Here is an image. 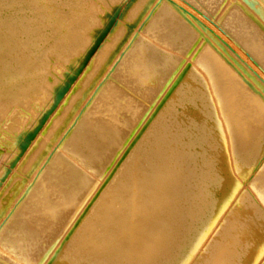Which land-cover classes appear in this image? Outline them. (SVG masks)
Returning a JSON list of instances; mask_svg holds the SVG:
<instances>
[{
    "label": "bare ground",
    "instance_id": "1",
    "mask_svg": "<svg viewBox=\"0 0 264 264\" xmlns=\"http://www.w3.org/2000/svg\"><path fill=\"white\" fill-rule=\"evenodd\" d=\"M262 1L0 0V184L12 167L0 192V264H99L102 258L106 264H170L169 255L178 249H196L187 233L207 227L214 214L200 205L194 192L190 226H181L179 210L170 216L160 203L148 213L157 223L152 242L136 232L142 228L143 207L167 182L165 159L140 166V155L146 158L148 152H133L138 142L134 136L138 130L146 133L154 111H163L169 99L177 111L180 102L194 98L203 115L212 99L219 105L200 122L207 133L199 152L211 143L226 150L234 142L226 120L222 138L210 134L211 118L223 117L227 89L236 103L245 105L250 98L242 86L252 81L264 85ZM115 9L119 24L88 60L84 54L99 44ZM84 62L87 67L34 146L14 163L26 134L59 100L58 92ZM191 68L194 75L188 73ZM242 68L247 70L245 80L231 79L225 72ZM183 75L192 89L187 100L176 88ZM185 108L191 111V106ZM186 144H191L189 139ZM230 166L228 176L217 173L219 182L199 197L216 201L220 211L231 198L230 189L237 184L250 189L252 178L256 185L248 192L253 198L246 194L241 199L227 220L234 224L251 219L252 199L264 209V176L251 175L247 161ZM121 173L130 178L128 186L113 190ZM197 209L202 211L199 216ZM221 247L214 250L216 260L240 264L236 251H228L224 243ZM245 255L248 263L242 264H256L255 252Z\"/></svg>",
    "mask_w": 264,
    "mask_h": 264
},
{
    "label": "rangeland",
    "instance_id": "2",
    "mask_svg": "<svg viewBox=\"0 0 264 264\" xmlns=\"http://www.w3.org/2000/svg\"><path fill=\"white\" fill-rule=\"evenodd\" d=\"M261 2L263 1L261 0ZM118 17V10L115 9L114 12L111 13L110 19L107 21V28L103 31L99 39V44L84 54V56H88V60L96 55L102 42L106 40L109 33L119 24ZM123 26L127 25L124 23ZM128 28L131 29V31L136 30L133 26ZM86 67L87 62H84L83 66L76 71L75 75H73V77L61 88V91L58 92L60 93L58 95L59 100H56L52 107L43 114L40 123L36 125L32 131L26 134L24 141L20 144L19 153L14 163L18 161L20 162L24 158V155L28 153L29 149L34 146L37 137L43 132L45 123L54 114L59 103L69 94L71 87L77 83ZM189 72L194 75L195 71L191 68L188 73ZM225 72L231 79L237 81L248 78L247 70L245 68L232 69ZM187 80V76L183 75L176 86L179 90V94L185 98L192 93V89H187ZM241 90L250 98V102L245 103V105L236 103L238 102L237 98L232 95L233 92H231L230 89H227L225 97L228 100L224 99L225 102L222 103V110L224 111L223 117L216 116L213 119L211 118L213 125L210 134L212 136L218 135L222 138L223 130H225L223 121L226 120L227 122V132L233 137L234 142H232L226 150H223L221 147H214L216 144L211 143L207 150L203 153L199 152L200 139L207 133L205 126L201 125L200 122L207 120L208 116H210V114L214 112L216 106L219 105V102H214L212 99H209L207 102V105H210V107L207 111L208 113L206 112L205 115H203L204 108L199 107L194 98L187 102H180L177 111H172V103L170 104L171 100L169 99L164 106V109L167 108L165 111L164 109L159 113L154 111L155 118L150 121L151 127L147 128L146 133L142 134V132L140 133L138 130L134 136V140L138 137V142L136 147L133 148V152H138L140 149H144L148 152L146 158L143 157L140 159L141 155L139 157V164L141 167H146L151 164L156 165L159 163L158 160L160 158L166 160L164 161L165 163L163 164L164 168L162 171L165 172L163 181L165 179L167 186H165V189L156 193L154 198H151L152 201L147 204L145 209L143 207L142 212L144 213V217L142 218V228H138L139 231L135 230L141 238L143 237L146 242H152V239L155 236L154 227L156 228L157 223L154 218H149L148 213L157 210L161 204L165 206L164 210H166V214L170 216H173V213H171L172 210H179L180 215L178 214V218H181V214L183 216V219H180L181 226L185 228L190 226L191 219L188 220V211L192 204L191 192L197 193V197L200 199V205H207L208 210L214 214L212 223L207 225V227L206 225L202 226L199 230L198 226L197 229L195 228V233L194 231L187 233L186 236L190 237H187V239H193L191 241L189 240L190 245L196 246V249H194L193 246L192 248L189 244H185L186 247L188 245L187 248H191L183 249L181 247L183 250L181 249L179 251L178 249L174 254L169 255V258L172 260L170 264H222V261L216 260L214 250L221 247L223 243L225 244V247H229L228 251L233 250L239 254L240 264H242V262L248 263L247 255L245 254H248L250 251L256 253V264H264V209L261 207L260 203L257 202L258 200L252 199L255 208L251 212L250 220L247 219V221L243 220L242 222L238 221L234 224L227 223L229 216L235 213L239 202L244 196H246V194L253 198L251 193L248 192V190L252 191L256 185L254 181L252 182V178L250 189H242L237 184L232 191L230 189V194L229 191L227 192V194L231 195V200L228 199L224 208L220 211L216 208V201L214 202L209 199L204 200V197H199V195H202L204 189L209 190L211 187H214V184L219 182L220 178L218 175H221L223 178L228 176L231 162L243 160L245 163V161H247L251 175L256 177L259 172H262V175L264 176V98H262V96H264V85L262 86V84L252 81L249 84H244ZM188 98H186V100ZM251 102H255L257 106L255 103ZM252 104L256 107V110L252 108ZM187 105L191 106V111H183L186 110L185 107H189ZM156 109L157 108H154V110ZM152 115L149 117L151 118ZM149 117L146 121L149 120ZM169 126H172V128ZM168 137L172 139L171 144L167 142ZM162 138L167 140L166 143L162 142ZM188 139L191 142L189 145L186 144ZM133 155V158L137 160L138 154L134 153ZM11 170L12 167L7 171L8 176L2 178L0 192L6 189V184L11 178L9 176ZM242 172H244V170ZM138 174L139 172L137 175ZM141 178H143L142 175L138 176L137 179L140 180ZM129 181L130 178L121 173V178L118 182L116 181L113 183L114 186L112 188L113 190L124 191L128 186ZM168 181L171 186L168 185ZM176 187L178 188L177 191L174 190ZM191 189L194 191H191ZM175 192H177V194ZM214 193L216 192L214 191L211 194L215 195ZM147 194L150 193L148 192ZM196 214L199 216L202 214V211L200 212V210L197 209ZM138 220L136 219V221ZM149 227L152 228L150 231L145 230ZM224 228L227 232L226 235H224L225 232H223ZM221 232H223V235ZM115 237L119 238V233L116 234ZM240 242H244V246L240 245ZM237 246L242 249L234 250ZM185 253H187V255ZM183 254L184 256L186 255V257H183ZM74 259L76 258L74 257ZM101 261L102 262L99 264H106L103 258ZM133 263L144 264V262Z\"/></svg>",
    "mask_w": 264,
    "mask_h": 264
}]
</instances>
